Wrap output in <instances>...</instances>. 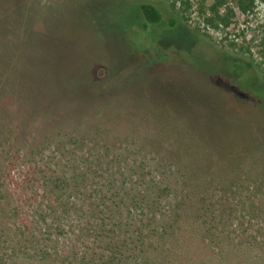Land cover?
<instances>
[{
    "label": "rangeland",
    "instance_id": "374dc122",
    "mask_svg": "<svg viewBox=\"0 0 264 264\" xmlns=\"http://www.w3.org/2000/svg\"><path fill=\"white\" fill-rule=\"evenodd\" d=\"M142 3L160 23L145 21ZM227 65L234 82L264 83V0H0V236L13 241L0 242V264L106 252L105 233L66 232L76 220L58 215L42 179L85 172L95 148L102 182L114 169V192L146 198L129 196V213L106 200L113 222L145 221L159 189L160 207L176 206L171 241L185 250L169 255L174 264H264V115L239 103L237 84L229 97ZM209 189L222 217L202 211ZM239 198L249 208L228 216Z\"/></svg>",
    "mask_w": 264,
    "mask_h": 264
},
{
    "label": "trees",
    "instance_id": "16d2710c",
    "mask_svg": "<svg viewBox=\"0 0 264 264\" xmlns=\"http://www.w3.org/2000/svg\"><path fill=\"white\" fill-rule=\"evenodd\" d=\"M139 8L143 18L148 24H158L161 22L162 15L152 3H142ZM174 24L175 20H171L170 26ZM247 66L251 67L248 63ZM229 68L230 67L227 65V78L233 81ZM232 81L229 80L227 85V89L230 92L229 97L234 98L231 86L237 84L239 89L246 94V97L239 99V103L242 106L243 104L244 106L251 105L252 107L249 106V109H254L264 115V83L255 76H248L237 82L233 81L234 84ZM56 146L65 153V139H62L61 136H59V140L56 141ZM92 152L94 153L91 156L93 159H91V163H86L87 167L85 172L79 170L78 167H74L70 174L68 173L70 168L65 169V172L61 175H56L54 170H47L42 174L44 183L50 187L49 194L52 197L53 205H62L63 207V210L59 211L58 215L61 218L65 215V221L68 220V218L76 220L75 224H69V229L66 232L70 231L71 233H76L77 231L78 234L80 233L81 239L89 236L94 239L95 237L100 238L104 233L106 234L105 236L109 237L106 241L108 249L105 250L106 252H101L103 255L97 256V254H99L98 252L101 250L94 247V249H89V253L92 254L90 255L91 257L85 255L82 257L81 261H75L73 264H174L169 258V255L174 254L177 258L176 254L180 255V253L185 250L182 246L184 243L181 240L171 241L172 238L177 239L175 236L177 232L175 223H177L180 216L178 217V213H175L176 206L174 208V213L171 212L173 210H170V208H161L159 204L161 202L160 195H162V189H159V192H156L158 196L153 194L151 198L149 195L148 200L150 199L151 201V207L145 210L147 217L145 221H137L138 223H130L128 220L124 223L122 221L113 222L112 220H115L113 214L116 209L115 207L104 206L106 205V200L112 199L116 207L119 205L117 200L121 201L123 205L127 206L128 210L126 211L129 213L130 210L127 204V198L129 196H131L130 198L132 201L136 203H140V200L144 201L146 198H139V193H133L132 191L120 193L118 192L119 188L114 192L111 184L112 182H118L117 172L114 169L110 173L112 180L106 183L102 182V179H104L102 165L104 163L101 161L100 151L95 148ZM106 152L109 154L108 151ZM109 161L110 162L106 164L109 168H112L110 164L121 166V162L127 160L122 155L111 158ZM126 168L128 172H134L128 164ZM118 173H120L122 177L128 174L125 171L122 172V167H119ZM124 182L125 180L123 183ZM233 185L235 187L237 185V187H239L238 189L243 187V183L238 184L237 181H235ZM3 186L4 184L1 187ZM237 192L242 193L239 191ZM237 197H239V195ZM203 199L204 206L202 211L205 214L217 215V213H219L218 216L222 217V209L226 207L221 206L220 198L219 196L217 197L213 189H209ZM83 202L84 204H81ZM235 202L233 201V203ZM246 202L248 203V201ZM246 202L241 201L239 198L238 202H236L235 206L230 210L231 213L228 216H234L235 214L241 215L245 209L244 204ZM228 208L229 206L227 205V209ZM228 211L229 210H227V212ZM108 220L111 222L107 223ZM3 230L4 229H2L1 232H3ZM3 238L4 237L0 236V242L3 244L13 242L12 239L6 240ZM95 241L96 239L94 242ZM255 242L256 241H251V243H249V241H244L243 243L248 247L247 249H251L256 246L257 243ZM5 248L1 247L0 251ZM70 256L76 255H67V258ZM1 257H3V255L0 254V261ZM250 259L251 258L246 259V264H253V262H250Z\"/></svg>",
    "mask_w": 264,
    "mask_h": 264
}]
</instances>
